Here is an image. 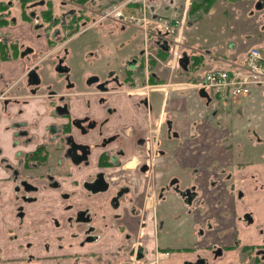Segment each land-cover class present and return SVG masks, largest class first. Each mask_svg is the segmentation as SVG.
<instances>
[{
    "label": "flooded vegetation",
    "instance_id": "af4514ba",
    "mask_svg": "<svg viewBox=\"0 0 264 264\" xmlns=\"http://www.w3.org/2000/svg\"><path fill=\"white\" fill-rule=\"evenodd\" d=\"M179 5L0 0V264H56L49 251L66 238L92 247L73 264H161L171 257L178 264H264V234L252 213L237 221V204L224 208L225 187L237 186L233 174L222 179L219 162L210 172L208 160L193 171L185 160L206 156L200 147L219 140L242 146L232 167L248 168L255 158L247 146L255 140L234 137L255 130L249 122L236 131L250 119L244 102L229 112L195 90L196 79L188 78L194 55L178 48L179 60L189 58L187 71L174 61V32L166 25L177 20ZM185 5L187 18L206 23L253 20L264 11V0ZM131 25L145 46L133 53L91 36L123 42ZM177 70L186 80L177 81ZM178 88L185 90L180 96ZM34 234L46 241L40 262L27 253ZM177 238L180 245H171Z\"/></svg>",
    "mask_w": 264,
    "mask_h": 264
},
{
    "label": "crops",
    "instance_id": "0c3cea01",
    "mask_svg": "<svg viewBox=\"0 0 264 264\" xmlns=\"http://www.w3.org/2000/svg\"><path fill=\"white\" fill-rule=\"evenodd\" d=\"M233 20L232 23H237L235 21H237L236 18H232V19H227V18H221L220 20H211V26H214L219 22V21H230ZM250 26H253V20H251ZM240 22H246L243 21L242 19L240 20ZM217 27H221L223 26L222 24L220 25H216ZM249 27V24H248ZM246 35L247 36H251L252 35V31H248L246 30ZM214 32H210L207 31V35L208 34H213ZM246 36V37H247ZM251 41H256L254 39H251ZM258 45H262L264 48V41L260 42V44ZM233 44H228V46H226L227 48H232ZM253 48H257L256 46H252L251 48H247L249 50H247L245 56L248 54V52L253 49ZM225 48L222 49H218V51L223 52ZM264 51V49H262ZM236 52V51H235ZM235 52L232 53V57L235 56ZM239 53V52H238ZM244 54H239L240 57L237 58L238 60H240L239 62H242L244 59ZM194 55L192 61H197L198 60V64H201L200 66H202L203 64L207 65L208 62H217L220 63L216 66H210L211 68H224L225 66H227L230 62L229 61H224L223 59H217L215 57H211L210 59H207V54H192ZM206 55V56H205ZM238 55V56H239ZM237 56V57H238ZM196 57V58H195ZM231 58V57H230ZM228 58V59H230ZM206 59V60H205ZM231 60V59H230ZM192 62V63H193ZM232 62V61H231ZM208 66V65H207ZM210 68V69H211ZM200 70V69H199ZM197 71L194 72V76L195 79H197L199 76H201L203 74V71ZM201 72V73H200ZM177 96H180L182 92V90L177 89L175 91ZM229 104L231 102L236 103V102H244L245 103V113L247 116L250 117V119H247V121L242 122V123H237L236 124V131L239 130V128H241L244 124H247L250 122V126L252 129L255 130L256 134H257V139L259 140H255L252 142V144H248V148L252 150V154L253 157L255 158L254 163L248 167V168H243V167H232V164L234 162V159L237 160L238 158H235L236 156H240V153L242 152L243 147L240 145H237L231 142H221L219 140H214L213 143H210L206 146H202L200 148H207L208 154L206 156H198V155H192L187 157L186 163L190 162V166L192 168V170L197 171L198 169L202 170L201 168V161L203 162V160H208L209 163V170L210 172H212V165L215 162H219L220 167H221V171H223V176L222 179H224L226 176L231 175V173L233 174V176L235 177V183H236V187L234 189H231L230 187H225L224 189V194H222L223 199H224V208L225 210H228L229 208L232 207V205L237 204L236 207V214H238V216L235 218L237 221H240L241 216H243L244 213L246 212H251L253 215L254 222H255V226L258 228L257 231H263L264 234V141L260 140V136L264 137V90L263 89H257L253 95H251L250 97H246V98H240L237 99L236 101H228ZM179 127L181 128V131L184 133V135L187 134V132H184V127L183 124L181 123V120L179 122H177ZM223 136H220L219 138H221ZM199 147V146H197ZM243 158V157H241ZM244 159V158H243ZM226 180V179H224ZM226 184V183H224ZM242 191L243 195L242 197L239 199H236V193ZM40 225H36L34 228H40ZM249 237H252V239H254V235L250 234L248 235ZM42 239H44V236H36L35 234L33 235V238L30 239L32 241V246L31 248L27 251V253L33 255L35 257V260L40 262V259H43L46 256V250L43 247L42 244H44L46 241H43ZM257 239V238H256ZM63 241V240H62ZM63 247H53V249L51 248V251H49L50 254H53L57 257L58 261L56 262V264H73V257L76 254H79L80 256L82 254L88 253V250L90 248H92L91 246L89 247V245L85 246L84 248H79L76 243L75 240L73 239H68L66 238L63 242ZM61 258H64L61 260ZM178 259H174V257H171L167 260H162L161 264H178Z\"/></svg>",
    "mask_w": 264,
    "mask_h": 264
},
{
    "label": "rangeland",
    "instance_id": "374dc122",
    "mask_svg": "<svg viewBox=\"0 0 264 264\" xmlns=\"http://www.w3.org/2000/svg\"><path fill=\"white\" fill-rule=\"evenodd\" d=\"M179 2H180L179 10H178L179 15H178L177 20H181L184 18V23H182L184 24V30H183L184 34L182 35L183 44L181 43V45L183 46L181 47L182 53L187 52L189 56L193 53L195 55L207 54L209 55L207 56V59H210L211 57H215L217 59H223L224 61L227 60L229 62L232 61L234 63L240 64L241 62H239L240 60H238L237 58L240 57L239 54H244V53L246 54L247 53L246 51L249 50L247 48L256 46L257 48L264 49L262 45H258L260 44V42L264 41V11L259 13L260 16H258V18L256 17V19H253L257 21V22L253 21L254 23L253 26H250V23H251L250 19H247L246 22H240L241 18H236L237 21L235 22L237 23H235V25L234 23H232L233 20H230L227 22L219 21L216 25L222 24L223 26L217 27L215 25L214 27V26H211V23H210L211 21L208 23H206L207 21L197 22L195 18H192V17L187 18L186 17L187 13L184 11L185 6H187L185 5V0H179ZM155 12H160V11L158 10ZM187 12L189 11L187 10ZM236 12H239L240 15H243V13L245 12V9H240V10L238 9L235 11V13ZM164 14L168 15V13H165V12ZM248 24H249V27H248ZM197 25L200 28L199 30H197ZM246 30L248 31L253 30L252 35L250 37L246 35L247 33ZM206 31H210V32L212 31L214 33L207 35ZM91 36L94 37V40L97 41V44L100 45L103 43L104 48H116V49L117 48H128V51H130V53L136 52L137 49L145 48L144 38H142L143 37L142 32H140V30L136 26H132V25L127 27L126 31L124 32L123 34L124 38H122L123 42H120L118 41V39H115V38L114 39L113 38H103V36L99 33H94ZM174 36H177L176 33ZM173 38L175 41V37ZM251 39H254L256 41H251ZM121 44H123V46H121ZM228 44H233L232 48H227L226 46H228ZM222 48H225L223 52L218 51V49H222ZM234 52H235V56L232 57L231 54ZM228 58H230L231 60ZM218 64L220 63L210 61L207 63L208 66L206 65V63L205 65L203 64L199 68L200 69L199 71H203V74H204L205 71L210 70L211 68L210 66H216ZM217 68H220V67H217ZM195 71L196 70L194 69V72ZM175 74H176L177 81L179 83L186 80L180 70H177ZM190 77L195 79L194 74L190 73V75H188V78ZM184 91L185 90H183L182 92ZM239 105L240 104L238 102L236 103L231 102L230 104L228 101L223 102V106L226 107L225 109H227V111L229 112L234 111L236 107H238ZM228 123L231 124V121L229 120ZM257 138L258 137L255 134V132L250 130L247 136L236 135L234 137V141L236 139L238 140H243V139L259 140ZM260 140L264 141V137L260 136ZM181 185L184 186L185 184H181ZM0 227H2L3 230H6L5 229L6 227L3 224H0ZM181 242L182 240L177 238L176 240L173 241L171 245L173 246L180 245Z\"/></svg>",
    "mask_w": 264,
    "mask_h": 264
},
{
    "label": "built area",
    "instance_id": "2783aa9c",
    "mask_svg": "<svg viewBox=\"0 0 264 264\" xmlns=\"http://www.w3.org/2000/svg\"><path fill=\"white\" fill-rule=\"evenodd\" d=\"M118 15V13H117ZM184 18L176 20L166 27L176 33L174 61L178 62L182 45ZM148 54V53H147ZM240 63L230 62L224 68H212L196 79L195 90L204 91L217 103L236 101L242 97H250L257 89H264V51L260 48L251 49Z\"/></svg>",
    "mask_w": 264,
    "mask_h": 264
},
{
    "label": "water",
    "instance_id": "95a60500",
    "mask_svg": "<svg viewBox=\"0 0 264 264\" xmlns=\"http://www.w3.org/2000/svg\"><path fill=\"white\" fill-rule=\"evenodd\" d=\"M189 58L186 57V55L183 56V58H181L179 61V64L181 66V68H183L184 71L188 70V64H189ZM201 93L205 96L206 93L204 91H201Z\"/></svg>",
    "mask_w": 264,
    "mask_h": 264
},
{
    "label": "trees",
    "instance_id": "16d2710c",
    "mask_svg": "<svg viewBox=\"0 0 264 264\" xmlns=\"http://www.w3.org/2000/svg\"><path fill=\"white\" fill-rule=\"evenodd\" d=\"M196 58V57H195ZM199 62H198V60L197 61H194L193 63H192V73L194 74V69L196 70L195 72H197L198 70H199V68L201 67V66H199V65H201V64H198ZM198 69V70H197Z\"/></svg>",
    "mask_w": 264,
    "mask_h": 264
}]
</instances>
